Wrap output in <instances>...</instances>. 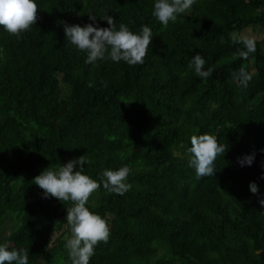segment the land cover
Instances as JSON below:
<instances>
[{
  "label": "trees",
  "instance_id": "16d2710c",
  "mask_svg": "<svg viewBox=\"0 0 264 264\" xmlns=\"http://www.w3.org/2000/svg\"><path fill=\"white\" fill-rule=\"evenodd\" d=\"M35 2L39 19L20 39L0 27V245L27 251L28 264H70L71 235L56 232L72 202L45 198L32 181L86 155L84 174L100 188L85 206L110 229L89 264H264V36L248 59L231 41L264 32V0H195L167 28L155 0ZM88 14L94 26L109 27L110 15L117 30L150 27L144 63L86 64L62 22L83 27ZM197 53L207 78L189 68ZM241 67L247 87L233 79ZM204 133L225 153L198 179L178 154ZM124 166L130 190L108 193L101 173Z\"/></svg>",
  "mask_w": 264,
  "mask_h": 264
},
{
  "label": "clouds",
  "instance_id": "9594fccd",
  "mask_svg": "<svg viewBox=\"0 0 264 264\" xmlns=\"http://www.w3.org/2000/svg\"><path fill=\"white\" fill-rule=\"evenodd\" d=\"M195 0H155L153 15L167 28L169 21L176 22L178 14L187 12ZM38 5L35 0H0V27L9 34L21 38V33L29 31L36 24ZM88 23L69 25L62 22L68 43L79 51L85 52L86 64H94L97 60L110 59L114 62L124 61L129 66L142 65L147 55V50L152 40L151 28L141 26L139 34H134L121 23L119 30L112 16L105 15L101 20L107 21L109 27L94 26L97 17L88 14ZM233 44H242L243 49L237 50L240 58L248 59L249 55L256 52V37L252 35L231 33ZM205 60L199 53L194 55L189 63L198 77L207 78L212 69L204 70ZM233 79L247 87L252 80L250 73L243 67L233 73ZM92 86L91 83L88 85ZM264 152V149H261ZM191 154L188 166L195 169L197 178L211 177L215 174V161L218 155L225 153V147L218 143L217 138L208 133L191 137ZM255 153L237 158L240 166H251ZM86 155L58 165L56 170L46 168L34 177L32 183L43 190L45 198L54 197L61 202L71 201L72 206L67 208L66 222L71 229V237L66 240L65 247L68 251L70 264H89L90 258L95 254V247L103 242L108 243L110 229L107 221L97 214H93L85 206L91 194L100 188V184L84 174L85 164H90ZM79 169L76 170V166ZM130 169L127 166L118 170L106 169L101 173L103 188L108 193L124 195L131 188L127 183ZM264 179V174L261 176ZM249 189L253 194H258L259 189L255 182L250 183ZM259 204L264 208V198L259 199ZM0 264H28V252L21 249H11L0 245Z\"/></svg>",
  "mask_w": 264,
  "mask_h": 264
},
{
  "label": "rangeland",
  "instance_id": "374dc122",
  "mask_svg": "<svg viewBox=\"0 0 264 264\" xmlns=\"http://www.w3.org/2000/svg\"><path fill=\"white\" fill-rule=\"evenodd\" d=\"M247 30L242 31V32L240 31V32H238V34L252 35V36H255L256 39H260V38H262L264 36V32H262L260 28H256L255 30H250V31H247ZM178 155L183 160V164L187 166L188 165V160L190 158L188 150L182 151ZM59 233H65V235H69V234L71 235L70 226L67 223L63 222L61 227H60V229H59V231L56 232L57 235H59ZM163 252H164V250H160L159 251V253H163ZM176 263H177V260H176Z\"/></svg>",
  "mask_w": 264,
  "mask_h": 264
}]
</instances>
